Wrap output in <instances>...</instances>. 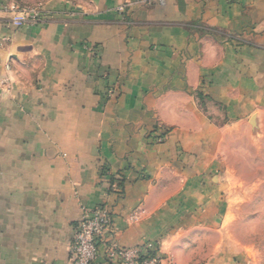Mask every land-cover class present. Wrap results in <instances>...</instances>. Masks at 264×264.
<instances>
[{
    "label": "crops",
    "instance_id": "1",
    "mask_svg": "<svg viewBox=\"0 0 264 264\" xmlns=\"http://www.w3.org/2000/svg\"><path fill=\"white\" fill-rule=\"evenodd\" d=\"M41 10L17 24L0 1V264H70L100 205L94 264L148 241L161 264H231L217 153L264 112V0Z\"/></svg>",
    "mask_w": 264,
    "mask_h": 264
},
{
    "label": "rangeland",
    "instance_id": "2",
    "mask_svg": "<svg viewBox=\"0 0 264 264\" xmlns=\"http://www.w3.org/2000/svg\"><path fill=\"white\" fill-rule=\"evenodd\" d=\"M0 1L16 15L18 9H41L48 0ZM227 124L230 133L220 140L215 170L224 190L218 217L223 247L232 251L231 264H264V112L251 126Z\"/></svg>",
    "mask_w": 264,
    "mask_h": 264
},
{
    "label": "built area",
    "instance_id": "3",
    "mask_svg": "<svg viewBox=\"0 0 264 264\" xmlns=\"http://www.w3.org/2000/svg\"><path fill=\"white\" fill-rule=\"evenodd\" d=\"M164 0H149V2ZM14 8V7H12ZM14 21L22 24L36 21L42 15L41 9H18ZM29 16V17H28ZM111 216L106 206L100 205L91 210L83 209L77 231L70 246V264H94L98 242L110 230ZM106 257L112 264H161L154 242H146L136 247L109 246Z\"/></svg>",
    "mask_w": 264,
    "mask_h": 264
},
{
    "label": "water",
    "instance_id": "4",
    "mask_svg": "<svg viewBox=\"0 0 264 264\" xmlns=\"http://www.w3.org/2000/svg\"><path fill=\"white\" fill-rule=\"evenodd\" d=\"M254 121H255V116H252L250 122L253 123Z\"/></svg>",
    "mask_w": 264,
    "mask_h": 264
}]
</instances>
